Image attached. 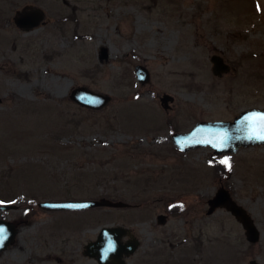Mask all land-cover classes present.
<instances>
[{"label": "rangeland", "instance_id": "374dc122", "mask_svg": "<svg viewBox=\"0 0 264 264\" xmlns=\"http://www.w3.org/2000/svg\"><path fill=\"white\" fill-rule=\"evenodd\" d=\"M23 8L44 17L21 29L14 14ZM214 55L229 66L220 75ZM137 64L149 73L144 84ZM78 86L110 101L81 106L69 98ZM164 93L174 99L167 110ZM250 108L264 109V0H0V205H16L0 210L16 230L0 264H97L83 252L101 227L124 226L142 239L148 210L175 199L192 210L171 222L183 232L220 186L260 237L247 241L219 206L200 227L211 240L199 262L264 264V144L217 155L210 147L184 152L171 140L199 121H230ZM101 197L128 207H38ZM142 249L132 264H142ZM192 249L189 242L174 253L198 264Z\"/></svg>", "mask_w": 264, "mask_h": 264}, {"label": "water", "instance_id": "95a60500", "mask_svg": "<svg viewBox=\"0 0 264 264\" xmlns=\"http://www.w3.org/2000/svg\"><path fill=\"white\" fill-rule=\"evenodd\" d=\"M43 17L44 14L39 9L23 8L17 16H15L14 21L19 28L28 29L38 25ZM99 57L100 59L107 58L106 48L101 47ZM211 61L213 63V72L216 75H220L222 72L229 69V66L224 63L219 56H212ZM134 72L137 80L141 84L149 81L150 76L144 66L137 64L134 67ZM69 98L77 104L91 109H100L110 101L108 95L96 93L83 86H78L72 89ZM173 100L174 99L171 95L164 93L160 97V104L165 110H167L170 107V102H173ZM253 113L264 114V109L250 108L243 110L231 121H199L189 131L172 133V143L181 151L209 146L217 155L223 153H235L238 151L239 147L242 146L264 144V140L248 139L251 126L246 120V117L251 116ZM68 205L86 206L68 207ZM99 206L121 208L128 207V204L123 201H113L106 197H101L97 200H47L38 203V207L46 211L83 210ZM208 206L209 212L219 206L225 207L242 224L247 241L250 243L258 242L260 232L255 226L252 218L242 206L234 201L230 192L226 188L220 186L214 196L208 200ZM15 207V204H2L0 205V210H9ZM162 217L163 216H160L159 218ZM0 229L4 230L2 233V243H0L1 251L14 238L16 230L11 222L4 219H0ZM120 229H122V227L118 225L101 227L98 239L86 245L85 254L97 257L100 264H105L108 260H111L114 264H126L123 260H120V246L113 237V234H116ZM137 248L138 243L131 245L129 247V254L134 253ZM248 264L259 263L255 259H251Z\"/></svg>", "mask_w": 264, "mask_h": 264}, {"label": "flooded vegetation", "instance_id": "af4514ba", "mask_svg": "<svg viewBox=\"0 0 264 264\" xmlns=\"http://www.w3.org/2000/svg\"><path fill=\"white\" fill-rule=\"evenodd\" d=\"M17 14L18 13H15L14 15L17 16ZM190 212H192V210H181L175 199L173 202H171V204L164 206L162 210L155 214H151L152 212L148 210V214L144 219L145 221H148L146 223L149 225V231L142 239L131 229L121 226L122 229L118 230L116 234H113L114 239L120 246V260H123L126 264H132L131 257L135 252L129 254V247L135 243H138L139 248L143 243L142 264H184V261L180 260V256L174 253V249H176L177 245L187 244L190 242L192 244V250L196 255V260L194 259V261H197L198 264H202V262L199 261H201L202 258L208 254V251L206 254V246L204 243L205 241H210L211 239L206 238L200 227L205 225L206 221L204 219L214 214L216 209L211 212H209L208 209L203 211H193L197 214L200 212L202 215L200 216L195 214L191 219H187L186 226H183V228L186 229L183 232L178 231L176 229L177 226L171 225V222L175 218L184 214H189ZM160 216L163 217L159 218ZM233 220L235 227L241 225L243 228L242 224L236 219L235 216H233ZM98 235L99 231L93 240L87 241V243L84 245V255L86 245L92 241H96L98 239ZM165 245L166 250L164 251ZM167 251L173 253L176 258L172 261L166 259ZM198 257L201 259L198 260ZM94 259L96 260L97 264H100L97 257H94ZM105 264L114 263H112L111 260H108V262Z\"/></svg>", "mask_w": 264, "mask_h": 264}, {"label": "snow or ice", "instance_id": "6c2138e0", "mask_svg": "<svg viewBox=\"0 0 264 264\" xmlns=\"http://www.w3.org/2000/svg\"><path fill=\"white\" fill-rule=\"evenodd\" d=\"M246 120L251 126V131L249 133L248 139H259L264 140V114L253 113L251 116L246 117ZM227 164V161H223ZM86 205H68V207H85ZM3 229H0V243H2V233Z\"/></svg>", "mask_w": 264, "mask_h": 264}, {"label": "trees", "instance_id": "16d2710c", "mask_svg": "<svg viewBox=\"0 0 264 264\" xmlns=\"http://www.w3.org/2000/svg\"><path fill=\"white\" fill-rule=\"evenodd\" d=\"M216 164V166H222L223 168H229V166L227 165V164H225V163H222V162H219V161H217V162H214V165ZM13 198H14V196H13Z\"/></svg>", "mask_w": 264, "mask_h": 264}, {"label": "bare ground", "instance_id": "6f19581e", "mask_svg": "<svg viewBox=\"0 0 264 264\" xmlns=\"http://www.w3.org/2000/svg\"><path fill=\"white\" fill-rule=\"evenodd\" d=\"M21 88L25 89V87H21Z\"/></svg>", "mask_w": 264, "mask_h": 264}]
</instances>
